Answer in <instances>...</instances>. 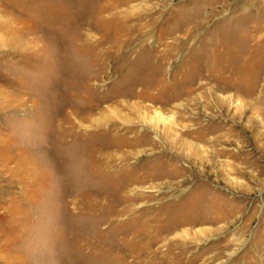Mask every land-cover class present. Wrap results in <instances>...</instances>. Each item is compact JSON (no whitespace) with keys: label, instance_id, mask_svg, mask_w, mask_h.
I'll list each match as a JSON object with an SVG mask.
<instances>
[{"label":"rangeland","instance_id":"obj_1","mask_svg":"<svg viewBox=\"0 0 264 264\" xmlns=\"http://www.w3.org/2000/svg\"><path fill=\"white\" fill-rule=\"evenodd\" d=\"M0 264H264V0H0Z\"/></svg>","mask_w":264,"mask_h":264},{"label":"bare ground","instance_id":"obj_2","mask_svg":"<svg viewBox=\"0 0 264 264\" xmlns=\"http://www.w3.org/2000/svg\"><path fill=\"white\" fill-rule=\"evenodd\" d=\"M172 118V117H171ZM158 119H160L161 121L163 120V117L161 115H158ZM165 120V119H164ZM165 122V121H163ZM169 122V121H168Z\"/></svg>","mask_w":264,"mask_h":264}]
</instances>
